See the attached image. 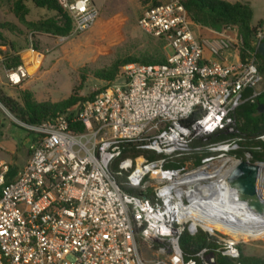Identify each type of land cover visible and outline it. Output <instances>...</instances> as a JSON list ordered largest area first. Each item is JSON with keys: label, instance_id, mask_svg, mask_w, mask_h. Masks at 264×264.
Instances as JSON below:
<instances>
[{"label": "built area", "instance_id": "obj_1", "mask_svg": "<svg viewBox=\"0 0 264 264\" xmlns=\"http://www.w3.org/2000/svg\"><path fill=\"white\" fill-rule=\"evenodd\" d=\"M182 1L147 7L138 20L146 35L170 48L165 63L124 67L121 82L86 101L73 120L83 133L72 131L65 116L30 126L38 141L15 175L0 162V264H216L208 249L185 260L179 240L202 230H191L198 189L216 179L215 169H227L225 153L236 147L210 139L232 136L234 112L264 93V75L256 53L240 59L238 33L198 36ZM59 4L74 34L100 15L93 0ZM257 36L258 47L264 31ZM229 51L238 53L236 62L226 61ZM28 77L24 65L7 71L15 87ZM127 147L160 157L119 161L134 193L110 171ZM193 153L210 155L198 166L189 160L184 170L165 169L168 160ZM239 247L223 239L216 252L238 260Z\"/></svg>", "mask_w": 264, "mask_h": 264}, {"label": "rangeland", "instance_id": "obj_2", "mask_svg": "<svg viewBox=\"0 0 264 264\" xmlns=\"http://www.w3.org/2000/svg\"><path fill=\"white\" fill-rule=\"evenodd\" d=\"M17 1L19 0H0V26L8 23L15 25L18 34L13 36L5 31V35L12 39L15 48H19L17 54L20 55L22 65L26 67L29 75L20 86H12L4 64V54L8 53V49L0 47V93L16 102H21V94L24 91H30L38 102L57 103L72 95L89 99L111 84L121 82L124 67L141 63L134 62L123 66L112 83L98 79L95 75L97 71L109 69L115 63L129 59L166 60L171 54L170 48L163 40L146 35L139 28L138 20L141 14L152 3L143 5L140 0H93L100 15L87 31L78 34L71 32L68 36H54L26 30L14 14L13 9ZM22 1L27 3L30 10L27 21L37 22L56 16L54 12L37 8L31 0ZM194 32L198 36H204L202 32ZM204 37L207 38L206 35ZM24 46L26 48L22 49ZM234 48L231 47L233 50ZM235 55L237 56L235 51L230 55L226 54L227 61H235ZM204 57H212L208 49H205ZM259 64L261 65L260 61ZM30 126L33 125L20 120L0 102V162L17 169L26 165L38 141ZM233 128L234 132L228 139L234 142L236 147L225 153V160H228L226 166L236 160L264 164L251 160L248 149L243 147L247 139L238 134L235 121ZM256 141L259 143L258 150L263 151L264 134L258 136ZM239 152H243V156H237L236 153ZM189 163L185 165L189 166ZM258 189L264 197V168ZM209 236L214 238L219 246L222 245L223 239H231L228 234L216 233ZM239 245L240 251L246 256L264 257V240H241Z\"/></svg>", "mask_w": 264, "mask_h": 264}, {"label": "trees", "instance_id": "obj_3", "mask_svg": "<svg viewBox=\"0 0 264 264\" xmlns=\"http://www.w3.org/2000/svg\"><path fill=\"white\" fill-rule=\"evenodd\" d=\"M37 8L46 9L47 11L56 13L53 19H41L37 22H30L26 17L30 14L27 3L19 0L15 3L14 14L18 21L23 24L26 30L36 33H46L54 36H68L73 32V21L67 12L59 4V0H31ZM143 5L152 3L151 6L160 5V0H140ZM189 20L205 28L212 29L217 32H222L229 29H237L239 37L242 39V46L238 50L240 59L244 60L249 53H256L258 61L261 62L260 70L264 75V58L257 52L258 32L262 30V23L257 27L252 26L253 11L249 4L244 3H229L225 0H183L182 1ZM5 31L15 36L18 34L16 27L12 23L0 26V47H6L8 53L4 54V64L8 71L22 65L18 49L15 48V43L7 35ZM20 31V30H19ZM264 42V38L262 40ZM22 49L26 46L21 47ZM138 62L140 65H155L163 64L165 59H144L142 61H135L133 59L124 62L115 63L109 69L97 71L96 77L108 83L116 80L120 69L130 63ZM95 96V95H94ZM70 96L68 99L61 102H38L34 99L30 91H24L21 94V102H16L13 99L6 97L0 93V102L8 108L20 120L29 125H39L45 121L65 116L70 123V128L75 133H83L85 128L80 122H74L78 114L81 112L86 101L92 100ZM264 107V93L260 94L256 102L245 103L239 107L233 114L237 132L240 136L247 139L244 148L248 149L249 154L254 162H264V147L263 151L258 150L256 141L257 137L264 134V108L260 110V106ZM230 136L220 134L212 137L213 142H220L228 140ZM237 156H243V152L236 153ZM144 155L149 160H157L160 158L155 153L149 151H139L134 147H127L123 151L120 159L114 161L111 165L110 171L116 179L118 185L125 191H131L126 185V174L120 172L118 168L119 161L123 158L132 156L137 157ZM209 153L199 154L193 153L190 156H183L179 158L170 159L165 164V169L171 172L177 170H184L185 163L189 160L194 161V166L201 164L203 157L209 156ZM244 161V160H243ZM134 193V192H133ZM137 241L142 245V240L137 235ZM180 248L183 252L184 259L188 260L194 257L203 249H208L216 258V264H264V257L246 256L240 251V258L238 260L223 256L217 253L219 245L214 238L210 237L208 233L202 230L195 236H191L185 232L179 240ZM240 248V247H239ZM241 250V249H240Z\"/></svg>", "mask_w": 264, "mask_h": 264}, {"label": "bare ground", "instance_id": "obj_4", "mask_svg": "<svg viewBox=\"0 0 264 264\" xmlns=\"http://www.w3.org/2000/svg\"><path fill=\"white\" fill-rule=\"evenodd\" d=\"M227 163L225 160L223 166ZM236 164L237 161H231L227 169H215L210 177L216 179L209 186L197 188L201 197L196 198L193 206L191 230L228 234L237 242L264 240V217L253 214L239 202L235 191L227 184V176ZM261 167L263 169L264 164Z\"/></svg>", "mask_w": 264, "mask_h": 264}, {"label": "water", "instance_id": "obj_5", "mask_svg": "<svg viewBox=\"0 0 264 264\" xmlns=\"http://www.w3.org/2000/svg\"><path fill=\"white\" fill-rule=\"evenodd\" d=\"M257 52L264 58V42L258 45ZM263 108L262 105L259 107L260 110ZM261 165L239 160L231 168L227 176V184L231 190L235 191L239 202L244 203L253 214L264 217V198L258 189Z\"/></svg>", "mask_w": 264, "mask_h": 264}, {"label": "crops", "instance_id": "obj_6", "mask_svg": "<svg viewBox=\"0 0 264 264\" xmlns=\"http://www.w3.org/2000/svg\"><path fill=\"white\" fill-rule=\"evenodd\" d=\"M225 1H227L229 3H238V2H240V3H244V4L245 3L249 4L251 9H252V11H253L252 26L253 27H257L260 23H262V30L264 31V0H225ZM162 3H165V2H162ZM194 30L198 31L199 33L202 32L204 34V36L206 35L207 38H205L203 36L204 39L214 38V37H217L218 35H221V34L231 35V34L238 33L237 29H231V30H225V31H222V32H217V31H214V30L209 29V28L198 26L196 24L194 25ZM199 36H201V35H199ZM231 53H232V51L231 52L229 51V52L225 53L224 57H225L226 61H227L226 54L230 55ZM237 58H238V53H237ZM237 58L235 57L236 60H237ZM210 59L214 60V58H212V57ZM236 60L232 61V62H236ZM227 62L232 63L231 61H227ZM21 169H17V168L11 167L12 175H15Z\"/></svg>", "mask_w": 264, "mask_h": 264}]
</instances>
